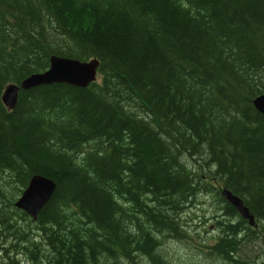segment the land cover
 <instances>
[{
	"label": "trees",
	"instance_id": "trees-1",
	"mask_svg": "<svg viewBox=\"0 0 264 264\" xmlns=\"http://www.w3.org/2000/svg\"><path fill=\"white\" fill-rule=\"evenodd\" d=\"M52 54L97 57L100 78L20 88L8 109L6 84ZM261 92L264 0H0V249L31 247L37 264H186L164 237L183 238L185 207L213 190L228 219L209 252L233 264L255 229L222 188L264 235ZM33 173L55 181L35 220L14 205Z\"/></svg>",
	"mask_w": 264,
	"mask_h": 264
},
{
	"label": "rangeland",
	"instance_id": "rangeland-1",
	"mask_svg": "<svg viewBox=\"0 0 264 264\" xmlns=\"http://www.w3.org/2000/svg\"><path fill=\"white\" fill-rule=\"evenodd\" d=\"M99 78L100 76L98 74L97 79ZM185 156V160L191 161L190 157L186 158ZM220 203V199L213 190L197 194L193 201L187 204L181 214V220L186 225L184 237H164V240H168V242L165 243L166 247L172 246L175 250H179V252H177V257L180 261L186 264H228L223 262L221 257L213 256L211 253L213 249L209 246L210 243L213 244L217 240L221 233L219 225L224 224H218L217 219L226 220L227 218V216L222 213V210L219 209ZM26 221L27 219L25 218L21 222L25 228ZM250 226L255 230L244 229L242 235L245 237L243 238L241 235L238 236L241 240L236 243L235 251H233V255L237 257L235 260L238 261V264H244L243 261L256 264L264 259V235H261L257 224ZM26 230L32 233L36 232L34 228H26ZM31 241L32 239L28 238L29 245H31ZM20 249L21 248L12 251L0 249V264H33V262L37 264L35 258L32 255L30 256L28 249L32 250L31 247H28L26 250ZM165 249L166 248L163 246L162 250L166 251ZM210 250L212 251L209 252ZM211 255L212 258L210 257ZM38 257H40L39 253ZM116 261L118 260L114 258L111 264H118ZM136 264H138L137 261Z\"/></svg>",
	"mask_w": 264,
	"mask_h": 264
},
{
	"label": "water",
	"instance_id": "water-1",
	"mask_svg": "<svg viewBox=\"0 0 264 264\" xmlns=\"http://www.w3.org/2000/svg\"><path fill=\"white\" fill-rule=\"evenodd\" d=\"M99 60L97 57L88 59L74 58L65 55L52 54L49 58V65L42 71H33L26 75L19 83L11 82L6 84L1 94L3 103L8 108H13L17 102L20 88L29 87L52 82H66L77 86H87L96 78ZM252 102L258 111L264 112V92L253 97ZM55 189V181L42 173H33L26 186L23 188L14 205L32 219H36L38 212L49 200ZM225 199L234 205L241 217L247 219L250 225L255 223V215L244 204L243 199L228 188L221 189Z\"/></svg>",
	"mask_w": 264,
	"mask_h": 264
},
{
	"label": "bare ground",
	"instance_id": "bare-ground-1",
	"mask_svg": "<svg viewBox=\"0 0 264 264\" xmlns=\"http://www.w3.org/2000/svg\"><path fill=\"white\" fill-rule=\"evenodd\" d=\"M233 251H235V249H234ZM213 256H214V255H213ZM232 256L234 257V258L232 259V261H233L232 263H233V264H236V260H235V259H236L237 257H236L235 255H233V253H232ZM211 258H212V257H211ZM234 260H235V262H234ZM246 263H251V262H248V261H247ZM251 264H254V263H251Z\"/></svg>",
	"mask_w": 264,
	"mask_h": 264
}]
</instances>
